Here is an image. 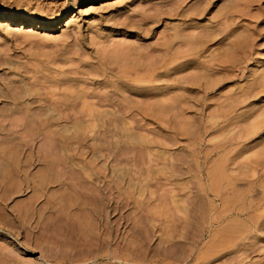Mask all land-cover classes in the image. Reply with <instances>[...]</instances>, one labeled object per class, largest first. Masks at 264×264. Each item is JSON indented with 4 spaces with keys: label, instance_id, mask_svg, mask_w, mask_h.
<instances>
[{
    "label": "rangeland",
    "instance_id": "rangeland-1",
    "mask_svg": "<svg viewBox=\"0 0 264 264\" xmlns=\"http://www.w3.org/2000/svg\"><path fill=\"white\" fill-rule=\"evenodd\" d=\"M101 2L0 0V264H264V0Z\"/></svg>",
    "mask_w": 264,
    "mask_h": 264
},
{
    "label": "bare ground",
    "instance_id": "bare-ground-1",
    "mask_svg": "<svg viewBox=\"0 0 264 264\" xmlns=\"http://www.w3.org/2000/svg\"><path fill=\"white\" fill-rule=\"evenodd\" d=\"M89 1H91L92 3H94V4H96V2H98V0H89ZM102 1V0H101ZM105 1L106 0H103V2H101V5H99L96 9H102V11L103 10H105L106 9V13H107V9L108 8H106L107 6L109 7V4L111 3H105ZM108 2V1H107ZM114 3V2H113ZM112 3V4H113ZM85 4V3H84ZM108 4V5H107ZM111 5V4H110ZM114 5V4H113ZM238 6V5H237ZM96 7V6H95ZM92 8H94V7H92ZM111 8V7H110ZM95 9V11H97ZM236 9V8H235ZM234 9V10H235ZM245 9V8H244ZM71 11V10H70ZM101 11V10H100ZM73 12H75V11H73ZM77 12V11H76ZM86 12V11H85ZM88 12V11H87ZM117 12V11H116ZM15 13V12H14ZM82 13H84L83 11H82ZM109 13V12H108ZM75 14V13H74ZM73 14V15H74ZM86 14V13H85ZM66 15V14H65ZM87 15V14H86ZM79 16V15H78ZM108 16V15H107ZM73 17V16H72ZM70 18V20L69 21H71V19H73V18ZM112 17H113V15L111 14V15H109L108 16V18L109 19H112ZM79 18V17H78ZM64 19H65V16H64V14H62V13H60V14H58V16H56L52 21H49V22H47V21H43V19L42 20H40V19H38V18H36V17H31V18H29V17H26V16H19V15H16V14H0V27H7V28H9L10 29V27H12V26H14V25H16V24H19V25H21V27L22 26H24V28L25 27H31L33 30H40V29H43V30H45V31H48V32H50V31H52L55 27H59V24L61 23H63V21H64ZM74 19H76V18H74ZM79 20V19H78ZM77 20V21H78ZM67 21V20H66ZM68 21V23H71V22H69ZM74 21H72V23H73ZM76 22V21H75ZM77 23V22H76ZM74 23L76 26H78L79 28H80V26L78 25L79 23ZM60 24V25H61ZM18 25V26H19ZM69 25V24H68ZM67 25V26H68ZM71 25V27L73 26L72 24H70ZM69 25V26H70ZM81 25V24H80ZM74 27V26H73ZM13 28V27H12ZM69 28V27H68ZM177 30H178V27H177ZM176 32V31H175ZM176 33H178V32H176ZM264 34V33H263ZM184 36V35H183ZM182 37L179 35V34H177V39H181ZM207 39V38H206ZM191 41V40H190ZM202 41V40H201ZM249 41V40H248ZM207 42V41H206ZM206 42H204V41H202V42H192L191 41V44H193V49L191 50V52L189 53V54H187V55H184V56H179V55H175V56H172V55H169L168 57H165V58H163V60L162 61H159V62H157L153 67L152 66H150V65H138L139 67H143V69L142 70H138V69H136V70H138L137 72L136 71H134V73H132L133 75H135V77H137L136 79H135V84H130V81H128L127 82V80L125 81V79H129V77L128 76H133V75H127V76H125L124 74V71L122 72V73H124V74H122L121 75V78L122 79H124V82L126 83V86H125V91L127 92L128 90H129V88H131V89H134V90H136V91H139V93H143V92H145V91H147V90H149L150 88H156V89H165V90H180V91H184V90H187L188 89V85L187 84H184V83H179V85H177V83L176 82H178V81H175L176 80V78L174 79V77H172L173 78V80L171 79H169V78H166V80H165V82L163 83V84H161V85H156V84H153L154 82H156V79L159 77V74H157V72H158V70H162V69H164V74H161L162 76L163 75H167V77H169L168 76V73H171V72H177V70L178 69H181L182 67H183V63H185V62H190V61H192V55L193 54H195V53H198L197 51H198V49H199V47H200V45H205L206 44ZM244 42V41H243ZM208 44V43H207ZM242 44L243 43H238L237 45L234 43L233 45H231V48H232V50L230 49H228V51H230V52H228L227 51V54L228 53H231V51H232V53H237L236 55H238V57H242V56H246V55H251V56H257V58L258 57H263L264 56V43L263 44H260V45H258L257 47H256V49H253V51H251V52H249V49H247V48H244L243 50H242V48L241 47H245V46H242ZM244 45V44H243ZM170 47V46H169ZM169 47L168 46H166V49H169ZM173 47H175L174 45H173ZM239 49H241L242 51H240ZM224 51V50H223ZM234 51V52H233ZM199 54V53H198ZM222 55V54H221ZM229 55V54H228ZM201 57V56H200ZM223 56H221V58H222ZM225 57V56H224ZM234 57H236V56H234ZM191 58V59H190ZM195 58V57H194ZM199 58V57H198ZM205 58V57H204ZM208 58V57H207ZM207 58H205V59H207ZM212 59H210V60H213V58H214V60H216L215 59V57L213 56V57H211ZM216 58H218V57H216ZM220 58V57H219ZM218 59V61L220 60H222V59ZM232 58V57H231ZM184 59V61H179V60H183ZM186 59V60H185ZM209 59V58H208ZM238 60L239 61H235V62H233L232 63V65L230 66V67H227L226 69L227 70H230V68H231V70H232V68H237V64L239 65L240 63H242V61H244V59L242 60V59H239L238 58ZM178 61H179V64H176V63H178ZM217 61V60H216ZM209 62V61H208ZM222 62V61H221ZM210 63V62H209ZM224 63H225V61H224ZM226 64V63H225ZM123 65V64H122ZM212 65V64H211ZM229 65V64H228ZM189 66V65H188ZM196 67L197 66H199V65H195ZM194 65H192L191 67H190V69L191 70H195V69H192V67L194 68L195 67ZM203 66V65H202ZM218 66V65H217ZM127 67V66H126ZM118 68H120L119 66H118ZM147 68H149V69H153L152 71H147ZM201 68H202V70H209V69H207L205 66H203V67H200V70H201ZM145 69V71H146V74L145 75H141L140 73L143 71ZM216 69V68H215ZM134 70V69H133ZM230 70V71H231ZM163 71V70H162ZM150 72V73H149ZM221 72V71H220ZM226 72V71H225ZM236 72V71H235ZM121 73V72H120ZM120 73H118V74H116L117 76H119V74ZM147 73H149V74H147ZM233 73V72H232ZM204 74H205V72H204ZM160 75V76H161ZM208 75V74H207ZM230 75H232V74H230ZM113 76H115V75H113ZM112 76V77H113ZM114 78V77H113ZM120 78V77H119ZM168 79V80H167ZM112 80V79H111ZM114 80V79H113ZM119 80H121V79H119ZM160 80V79H159ZM163 80H164V78H163ZM170 81H174L176 84H173V83H171ZM180 82V81H179ZM152 83V85H150ZM114 84H116V83H114ZM123 89V90H124ZM120 90V89H119ZM121 91V90H120ZM179 91V92H180ZM123 92V91H122ZM140 98V97H139ZM107 99H109V97L107 98ZM111 99V98H110ZM113 101V100H112ZM123 102H125V100L123 101ZM105 103H106V101H105ZM126 103H127V105H128V107H130L132 104H134L135 105V103L133 102V101H130V100H128L127 101V99H126ZM183 103V102H182ZM137 104V103H136ZM108 105V104H107ZM133 106V105H132ZM123 108V107H122ZM86 111V110H85ZM88 112V111H87ZM84 114V113H83ZM95 115V114H94ZM112 115V114H111ZM71 116V115H70ZM86 116V115H85ZM103 116V115H102ZM116 116V115H115ZM60 117V116H59ZM103 117H105V116H103ZM61 118V117H60ZM63 118V117H62ZM101 118V117H100ZM115 118V117H114ZM99 119V118H98ZM116 119V118H115ZM93 120H94V117H93ZM100 120V119H99ZM102 120H104V118H102ZM108 120V119H107ZM114 122H115V120H114ZM121 122V121H120ZM123 123V122H122ZM105 124V123H104ZM107 125V124H106ZM118 125V124H117ZM132 125V124H131ZM84 126V125H83ZM87 126V125H86ZM91 126V125H90ZM122 126V125H121ZM125 126V125H124ZM80 127V126H79ZM94 127V126H93ZM99 127V126H98ZM78 128V127H77ZM208 128V127H207ZM74 129V128H73ZM82 129V128H81ZM103 129V128H102ZM126 129V128H125ZM92 131H93V129H91ZM50 131V130H49ZM130 134V133H129ZM127 135V134H126ZM83 136V135H82ZM125 136V135H124ZM136 137V136H135ZM74 138V137H73ZM72 138V139H73ZM100 138V137H99ZM131 138V137H130ZM111 139V138H110ZM151 140V139H150ZM99 141V140H98ZM101 142V141H100ZM118 143V142H117ZM181 143V142H180ZM66 143H64V145H65ZM73 144V143H72ZM144 144V143H143ZM76 146V145H75ZM115 146V145H114ZM125 146V145H124ZM132 146V145H131ZM220 146V145H219ZM221 147V146H220ZM102 148V147H101ZM192 148H194V147H192ZM97 149V148H96ZM217 149V148H216ZM215 149V150H216ZM71 151V150H70ZM94 151V150H93ZM131 151V150H130ZM68 152V151H67ZM101 152V151H100ZM208 153V152H207ZM206 153V154H207ZM108 154V153H107ZM145 154V153H144ZM152 154V153H151ZM160 154V153H159ZM109 155V154H108ZM122 155V154H121ZM130 155V154H129ZM137 155V154H136ZM149 155V154H148ZM161 155V154H160ZM102 156H103V154H102ZM125 156V155H124ZM206 156V155H205ZM115 158V157H114ZM145 158V157H144ZM46 160V159H45ZM49 160V159H48ZM117 160V159H116ZM72 161V160H71ZM124 161V160H123ZM123 163V162H122ZM196 163V162H195ZM218 163V162H217ZM152 164V163H151ZM199 164V163H198ZM216 166V165H215ZM132 167V166H131ZM215 168V167H214ZM155 169V168H154ZM113 170V169H112ZM119 171V170H118ZM127 171V170H126ZM201 171V170H200ZM213 171V170H212ZM182 172V171H181ZM121 173V172H120ZM133 173V172H132ZM138 173V172H137ZM149 173V172H148ZM33 176V175H32ZM210 176H211V174H210ZM216 179V178H215ZM213 181H214V179H213ZM217 181V180H216ZM136 182V181H135ZM219 182H220V180H219ZM50 183V182H49ZM213 184H214V182H213ZM215 185V184H214ZM47 186V185H46ZM63 186V185H62ZM218 186V185H217ZM213 187V186H212ZM42 188V187H41ZM214 190V189H213ZM108 197V196H107ZM198 203V202H197ZM215 207V206H214ZM215 209V208H214ZM229 210H231V209H229ZM228 210V211H229ZM168 212V211H167ZM223 213H225V212H223ZM234 226V225H233ZM224 227V226H223ZM232 227V226H231ZM225 228V227H224ZM227 228V227H226ZM229 229V228H228ZM215 232V231H214ZM239 233V232H238ZM241 233V232H240ZM242 233H243V231H242ZM220 234V233H219ZM233 234V233H232ZM217 235V234H216ZM224 235V234H223ZM212 236V235H211ZM238 236V235H237ZM223 237V236H222ZM232 237V236H231ZM226 238V237H225ZM239 238V237H238ZM221 239V238H220ZM233 239V238H232ZM231 239V240H232ZM227 240V239H226ZM230 240V239H229ZM228 241V240H227ZM235 241H237L236 239H235ZM218 242H220V241H218ZM223 242V241H222ZM221 242V243H222ZM225 243H226V241H224ZM232 242V241H231ZM213 243H215V242H213ZM217 243V242H216ZM230 242H228V244H229ZM233 243V242H232ZM231 243V244H232ZM235 243V242H234ZM218 244V243H217ZM224 244V243H223ZM213 245V244H212ZM224 246V245H223ZM228 246V245H227ZM209 247V246H208ZM220 247V246H219ZM214 248V247H213ZM216 248V247H215ZM221 248V247H220ZM219 248V249H220ZM212 249V248H211ZM215 253V252H214ZM217 253V252H216ZM216 255V254H215ZM211 256V255H210Z\"/></svg>",
    "mask_w": 264,
    "mask_h": 264
}]
</instances>
